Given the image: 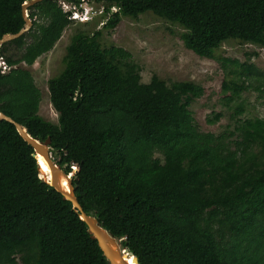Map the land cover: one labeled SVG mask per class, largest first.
Listing matches in <instances>:
<instances>
[{"label":"trees","instance_id":"16d2710c","mask_svg":"<svg viewBox=\"0 0 264 264\" xmlns=\"http://www.w3.org/2000/svg\"><path fill=\"white\" fill-rule=\"evenodd\" d=\"M28 1L0 0V40L24 28ZM98 1L106 14L97 20L119 8L105 29L152 13L184 30L187 49L224 66L232 61L216 53L227 41L264 49V0ZM29 18V32L0 47V111L33 138H50L66 174L79 168L73 185L84 212L139 264H264V119H238L228 142L201 132L190 107L203 86L156 75L143 83L132 54L104 47L98 30L72 37L49 80L58 122L47 121L26 66L74 22L57 0L29 8ZM234 64L245 80L224 83L228 102L248 89L253 70ZM20 262L107 264L72 203L41 177L33 147L0 120V264Z\"/></svg>","mask_w":264,"mask_h":264},{"label":"rangeland","instance_id":"374dc122","mask_svg":"<svg viewBox=\"0 0 264 264\" xmlns=\"http://www.w3.org/2000/svg\"><path fill=\"white\" fill-rule=\"evenodd\" d=\"M101 21L74 22L64 31L52 51L40 57L34 65L26 66L41 92L39 114L45 120L58 122V113L50 101L49 80L63 70L66 48L72 37L80 31L92 34L98 30H102L104 47L117 46L132 54L140 67L143 83H149L156 75L168 84L188 81L203 86L204 95L195 99L190 107L201 132L223 135L228 142L236 139L231 137V132L235 130L238 119H264V49L235 40L227 41L216 53L218 57L232 61L224 66L221 60L203 58L187 49L181 39L184 30L152 13L141 15L136 20L125 17L113 30L105 29L107 21ZM234 62L239 65L247 63L253 70L246 82L248 89L235 102H228L231 92L224 90V83L245 80V77L232 73L237 69ZM5 69L0 58V70ZM238 108L242 112L236 114ZM217 114H220V119L210 123L209 120L213 121ZM73 170L78 168L73 167Z\"/></svg>","mask_w":264,"mask_h":264},{"label":"water","instance_id":"95a60500","mask_svg":"<svg viewBox=\"0 0 264 264\" xmlns=\"http://www.w3.org/2000/svg\"><path fill=\"white\" fill-rule=\"evenodd\" d=\"M43 1L44 0H31L23 5V16L25 19L24 28L17 34H8L4 36L0 40V47L8 42L20 38L25 33L29 32L33 26V22L29 18V8ZM0 120L13 124L22 138L33 147L34 157L39 164L40 173V161H42L48 167L50 171V178L49 180L43 179L56 191L62 194L65 200L72 203L75 211L79 213L81 220H83L88 226V232L91 235V238L97 241L102 251L103 258L106 260L107 264H139L138 259L134 256V254L123 247L121 240H118L112 234H110L108 229L104 228L97 218L84 212L83 207L78 201L73 185V177L77 174L78 170L73 171L70 174H66L61 165L55 161L52 156L51 139L48 138L46 141L42 142L36 138H33L25 127L1 111ZM65 180L68 182V188L64 186Z\"/></svg>","mask_w":264,"mask_h":264},{"label":"clouds","instance_id":"9594fccd","mask_svg":"<svg viewBox=\"0 0 264 264\" xmlns=\"http://www.w3.org/2000/svg\"><path fill=\"white\" fill-rule=\"evenodd\" d=\"M58 4L60 5V7L62 8L63 11H64V9L62 7V4H64L65 6H67V11H64V12L69 16L70 20H72L73 22H77V23H81V21H80V19H71L73 13L82 14V13H84L85 9L88 8V9H91V11H92L93 14H96L97 11L101 8V6L104 5L101 1H98V0H62V2H59L58 1ZM113 7H117V6H113ZM109 12H111V9H110ZM105 14H106V12H105ZM97 19H99V18H97ZM82 24H87V23H82ZM78 171H79V168H78Z\"/></svg>","mask_w":264,"mask_h":264},{"label":"built area","instance_id":"2783aa9c","mask_svg":"<svg viewBox=\"0 0 264 264\" xmlns=\"http://www.w3.org/2000/svg\"><path fill=\"white\" fill-rule=\"evenodd\" d=\"M60 2H62V0H60ZM62 7H63L64 11H67V6L62 4ZM118 11H119V9L117 7H112L111 12L107 13V16L103 17L101 19L102 20L101 22H103V20L107 21L108 18L111 16V14L118 12ZM105 12H106V8L104 5L101 6V8L97 11L96 14H93L91 9L87 8V9H85L84 13H82V14L73 13L71 19H80L81 23H90V22H94L97 18H101L102 16H104Z\"/></svg>","mask_w":264,"mask_h":264},{"label":"bare ground","instance_id":"6f19581e","mask_svg":"<svg viewBox=\"0 0 264 264\" xmlns=\"http://www.w3.org/2000/svg\"><path fill=\"white\" fill-rule=\"evenodd\" d=\"M40 163H41V176H42V178H44L46 180H49V178H50V171H49L48 167L42 161H40ZM64 186L66 188H68V182H67V180H65Z\"/></svg>","mask_w":264,"mask_h":264}]
</instances>
